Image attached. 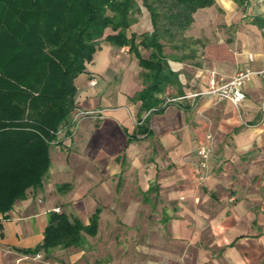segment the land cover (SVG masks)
<instances>
[{
    "label": "crops",
    "instance_id": "1",
    "mask_svg": "<svg viewBox=\"0 0 264 264\" xmlns=\"http://www.w3.org/2000/svg\"><path fill=\"white\" fill-rule=\"evenodd\" d=\"M256 19L264 0L198 10L182 35L194 45L173 46L167 58L178 82L158 96L159 111L138 99L146 86L138 57L102 43L75 81L87 116L66 130L43 186L0 215V264H264V79L252 77L238 106L200 94L210 71L229 79L261 69ZM133 26L129 35L150 32ZM53 213L85 226L98 214L97 233H84L82 247L26 253L43 243Z\"/></svg>",
    "mask_w": 264,
    "mask_h": 264
},
{
    "label": "trees",
    "instance_id": "2",
    "mask_svg": "<svg viewBox=\"0 0 264 264\" xmlns=\"http://www.w3.org/2000/svg\"><path fill=\"white\" fill-rule=\"evenodd\" d=\"M142 3L153 30L129 35L139 0H0V215L28 190L43 186L50 144L76 107L75 81L103 42L129 47L138 57L146 85L138 99L143 110L159 111L158 96L178 82L168 69L162 41L183 35L194 14L215 0ZM107 29L113 34L105 36ZM97 220L95 214L85 226L65 213H53L43 243L25 252L82 247L84 233H97Z\"/></svg>",
    "mask_w": 264,
    "mask_h": 264
},
{
    "label": "built area",
    "instance_id": "3",
    "mask_svg": "<svg viewBox=\"0 0 264 264\" xmlns=\"http://www.w3.org/2000/svg\"><path fill=\"white\" fill-rule=\"evenodd\" d=\"M253 60V56H251ZM254 75H259L264 79V59L262 60V66L259 70L244 69L238 72L232 78H224L223 76H218L215 71H210L208 89L200 94L213 95L219 101L227 100L238 106L245 98L246 91L245 87L249 81H251ZM92 84H96V81H92ZM198 94H193L192 96H198ZM172 101H176L175 99ZM210 138V137H209ZM198 155L200 158V166L202 169L206 170L209 167V162L211 159V151L207 146L198 147ZM1 229H0V239H1ZM37 258H42L41 254L36 256Z\"/></svg>",
    "mask_w": 264,
    "mask_h": 264
},
{
    "label": "rangeland",
    "instance_id": "4",
    "mask_svg": "<svg viewBox=\"0 0 264 264\" xmlns=\"http://www.w3.org/2000/svg\"><path fill=\"white\" fill-rule=\"evenodd\" d=\"M139 5H140V11L135 15V18H136L135 24H137L138 22H141L145 25V27L149 28L150 32H151L153 30V28H152V25L150 24V21H149L150 20L149 14H148L146 8L143 6L142 0H139ZM133 27H135V26H133ZM111 34H113L112 30L107 29L105 36H108ZM162 43L164 44V47H165L164 53H165L167 58H169L171 56V54L173 53V51H174L173 46H176L177 48H184L185 46H188V45H194L192 39H189V40L184 39L182 37V35H181V37L177 36L173 40H170L169 38H167L166 40H163ZM142 54L144 57H147L150 54V52L143 50ZM77 109L78 108H77V104H76L75 109L72 111V113L68 117L67 121L60 127V129L56 133V139L50 144L49 154H50L51 165L53 162V156H52L53 152L56 149L62 148V146H63V138H64V134H65L66 130L73 128L75 126V124H77L82 118L87 116V114L80 113L79 111H77ZM51 165H50V168H51ZM49 172H50V169H49ZM49 172L46 175V177H48ZM46 177H45V179H46ZM209 264H225V262L222 259H218L217 261H213Z\"/></svg>",
    "mask_w": 264,
    "mask_h": 264
}]
</instances>
